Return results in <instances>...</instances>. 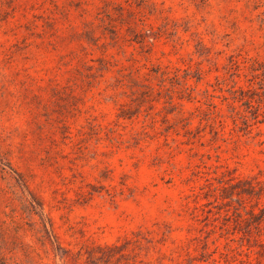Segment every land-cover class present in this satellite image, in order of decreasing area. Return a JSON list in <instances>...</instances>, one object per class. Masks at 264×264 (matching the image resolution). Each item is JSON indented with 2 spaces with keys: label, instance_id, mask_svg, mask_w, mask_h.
Wrapping results in <instances>:
<instances>
[{
  "label": "rangeland",
  "instance_id": "1",
  "mask_svg": "<svg viewBox=\"0 0 264 264\" xmlns=\"http://www.w3.org/2000/svg\"><path fill=\"white\" fill-rule=\"evenodd\" d=\"M253 62L264 0H0V264H255Z\"/></svg>",
  "mask_w": 264,
  "mask_h": 264
},
{
  "label": "trees",
  "instance_id": "2",
  "mask_svg": "<svg viewBox=\"0 0 264 264\" xmlns=\"http://www.w3.org/2000/svg\"><path fill=\"white\" fill-rule=\"evenodd\" d=\"M253 62L249 66L248 86H238L231 91L230 97L227 100L231 101L228 106L231 108L230 118L233 123L234 129L238 132H248L252 125L261 123L259 117L264 114V63ZM255 85L258 87L255 88ZM240 106L236 110L234 104ZM239 190L236 193L239 200H245L247 197L255 198V204L251 209L246 210L242 204L243 213L239 214L240 228L242 239L248 243L253 240L254 245L257 247V256L259 258L255 264H264V205L259 206V201L264 195L263 182H258L253 179H241L238 181ZM221 199L228 197L223 194L220 195ZM48 234V231H46ZM50 233V232H49ZM2 260V258H0ZM248 264H253L249 262Z\"/></svg>",
  "mask_w": 264,
  "mask_h": 264
}]
</instances>
